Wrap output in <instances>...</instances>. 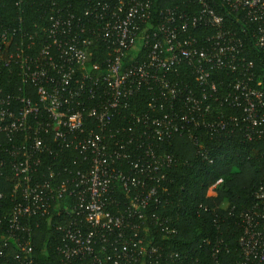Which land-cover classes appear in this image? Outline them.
I'll return each instance as SVG.
<instances>
[{
  "label": "built area",
  "instance_id": "built-area-1",
  "mask_svg": "<svg viewBox=\"0 0 264 264\" xmlns=\"http://www.w3.org/2000/svg\"><path fill=\"white\" fill-rule=\"evenodd\" d=\"M186 1L198 12L169 8L156 15V0H87L82 16L58 10L51 17V42L37 57L18 52L2 60L18 67L38 100L0 90V135L17 143L8 160L0 159V175L17 179L15 204L0 213V264H40L33 244L38 219L56 220V264H202L153 243L154 230L164 241L178 234L171 220L151 211L166 202L167 174L178 163L162 144L186 137L208 159L202 132L239 126L238 118L215 116L213 102L220 103L216 109L239 108L245 138L264 141V76L212 0ZM218 1L249 27L264 59V0ZM202 27L213 33L200 41L192 31ZM99 44L109 53L108 67L93 74L91 47ZM215 72L233 76L222 99ZM182 73L195 85L179 80ZM136 98L146 104L132 103ZM65 151L70 161L59 169ZM255 197L241 215L238 264H264V184ZM221 243L212 249L217 264Z\"/></svg>",
  "mask_w": 264,
  "mask_h": 264
},
{
  "label": "trees",
  "instance_id": "trees-1",
  "mask_svg": "<svg viewBox=\"0 0 264 264\" xmlns=\"http://www.w3.org/2000/svg\"><path fill=\"white\" fill-rule=\"evenodd\" d=\"M86 2L87 0H0V39L8 33V44L0 54V90L4 94L25 95L35 102L38 100L34 89L22 84L18 67L5 66L2 60L18 52L37 57L41 49L51 42V17L56 16L58 10L64 15L82 16ZM211 4L225 16L231 29L245 38L247 56L255 63L257 74L264 76V59L248 38L249 27L240 23L236 15L226 12L218 0H212ZM155 8L156 15L169 8H177L179 12L189 16L199 10L197 5L186 0H156ZM86 24L95 25L90 21ZM212 33V29L202 27L192 31V36L201 41ZM108 57L105 46L99 44L91 47L88 68L93 74L98 70H105L108 67ZM93 66L96 70H93ZM179 80L195 85L193 78L184 73L180 74ZM232 80L233 76L227 72L213 74L212 81L218 89L216 97L222 99L227 94ZM132 103L144 106L146 101L136 98ZM219 104L213 102L214 115L238 118L239 126L231 127L227 133L202 132V144L208 159L198 155L197 148L186 137H176L169 143L162 144V151L173 154L178 163L167 174V192L164 195L166 202L151 211L171 220L178 234L164 241L162 235L154 230L153 243L169 246L170 252H179L186 258L195 257L202 264H217L212 258V249L221 241L220 247L223 249L219 252L218 264H238L241 260L238 241L243 234L241 215L257 204L255 193L264 184V141L247 140L241 125L240 109L228 104L216 109ZM15 144L17 143L8 142L5 135H0V159L8 160L6 152L11 151ZM70 154V151H65L60 156L57 168L69 163ZM44 168L45 166L42 170ZM220 179L223 183L216 188L215 195L210 196L211 187ZM16 183L17 179L10 172L0 175V194H3L0 213L14 206L13 192ZM16 198L19 200L21 197L18 194ZM53 223L42 219L33 223V244L40 264H56L58 261L56 247L59 245L60 234ZM204 240H209L210 244L203 245Z\"/></svg>",
  "mask_w": 264,
  "mask_h": 264
},
{
  "label": "rangeland",
  "instance_id": "rangeland-1",
  "mask_svg": "<svg viewBox=\"0 0 264 264\" xmlns=\"http://www.w3.org/2000/svg\"><path fill=\"white\" fill-rule=\"evenodd\" d=\"M213 194L210 193V196H212Z\"/></svg>",
  "mask_w": 264,
  "mask_h": 264
}]
</instances>
